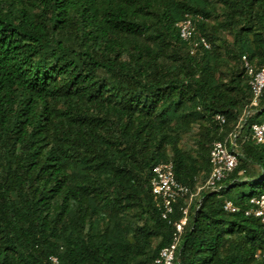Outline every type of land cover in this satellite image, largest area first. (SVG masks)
<instances>
[{
  "label": "trees",
  "instance_id": "trees-1",
  "mask_svg": "<svg viewBox=\"0 0 264 264\" xmlns=\"http://www.w3.org/2000/svg\"><path fill=\"white\" fill-rule=\"evenodd\" d=\"M190 13L210 48L180 37ZM242 54L264 64V0H0V264H155L174 228L154 165L172 161L196 192L211 142L231 147L233 132L239 164L191 202L175 264H264V223L245 214L264 193V146L249 137L264 94L239 122Z\"/></svg>",
  "mask_w": 264,
  "mask_h": 264
},
{
  "label": "built area",
  "instance_id": "built-area-1",
  "mask_svg": "<svg viewBox=\"0 0 264 264\" xmlns=\"http://www.w3.org/2000/svg\"><path fill=\"white\" fill-rule=\"evenodd\" d=\"M205 20V17L199 13L186 14L185 17L177 23L180 37L187 41L194 52L199 46L210 48L211 43L198 31V23ZM241 61L246 73L249 76L250 102L244 111V115L239 119L242 122L250 114L264 94V64L256 67L246 54L241 55ZM213 119L219 124L225 123V117L222 114H215ZM249 137L259 146H264V120L251 124ZM231 147L227 145V140H213L209 149L210 171L204 183L198 186L196 192H192L188 186L178 182L174 174L172 161H163L153 167V176L150 181L151 191L156 201L158 210L162 218L168 220L173 225V233L170 242L162 247L155 258V264H175L177 252L181 243L184 228L188 222L189 207L193 199L202 190L218 191L222 188V182L230 176L239 164V153L235 149L236 133L229 135ZM187 199L186 206H181V216L178 219H172L175 204L181 199ZM251 205L245 210V214L258 217L264 223V193L253 196L250 199ZM224 209L230 212L238 211L239 208L229 199H224ZM264 259V249L258 254ZM49 264H61L56 255L49 256Z\"/></svg>",
  "mask_w": 264,
  "mask_h": 264
},
{
  "label": "rangeland",
  "instance_id": "rangeland-1",
  "mask_svg": "<svg viewBox=\"0 0 264 264\" xmlns=\"http://www.w3.org/2000/svg\"><path fill=\"white\" fill-rule=\"evenodd\" d=\"M195 136L194 135H189L185 138V144H187V146L192 145L194 142Z\"/></svg>",
  "mask_w": 264,
  "mask_h": 264
}]
</instances>
